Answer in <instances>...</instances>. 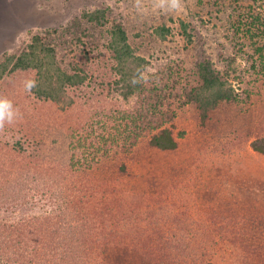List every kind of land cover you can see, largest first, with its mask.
<instances>
[{"label": "rangeland", "instance_id": "374dc122", "mask_svg": "<svg viewBox=\"0 0 264 264\" xmlns=\"http://www.w3.org/2000/svg\"><path fill=\"white\" fill-rule=\"evenodd\" d=\"M192 2L0 0V63L18 55L33 35H39L54 49L61 68L78 66L89 76L83 86L69 91L73 104L63 110L27 92L17 93L20 106L35 113L38 125L59 132L45 137L51 144L45 156L35 149L37 136L24 135V122L0 128V163L7 174L17 169L21 175L11 182L13 190L0 197V237L10 231L14 240L21 226L30 231L20 264H54L57 256L52 254L69 248L85 264H264V216L249 210L252 202L264 200V189L252 187L258 175L253 168L260 166L264 174V158L243 140L249 130L258 131L259 120L264 121V75L249 67L253 56L256 61L261 57L254 54V46L237 39L238 32L234 36L227 32L230 23L243 19L244 8L229 6L216 13L210 2L206 10L194 8ZM98 9L107 11L106 28L124 26L134 54L148 62L140 79L145 84L169 65L180 66L183 77H177L191 80L198 63L208 58L242 99L236 115L224 116L226 132L222 136L210 132L218 126L213 125L218 113L202 125L195 107L186 105L166 127L178 140L176 151L159 152L143 138L131 151L112 147L104 155L102 149L86 154L85 162L74 142L83 138L78 127L94 119L96 107L131 112L139 103L137 96L124 100L105 77V63L110 64L104 47L107 30L83 17ZM181 22L187 24L189 41ZM160 23L167 30L164 39L154 31ZM20 77L14 73L0 79V98L17 90ZM70 133L77 136L71 139ZM32 156L38 161H33L35 157L29 161ZM35 170L53 184V195L41 193L46 192L42 185L35 191L34 180L28 182ZM225 170L231 180L227 185ZM55 179L65 185L61 189L70 214H64L62 206L57 209L61 201Z\"/></svg>", "mask_w": 264, "mask_h": 264}, {"label": "trees", "instance_id": "16d2710c", "mask_svg": "<svg viewBox=\"0 0 264 264\" xmlns=\"http://www.w3.org/2000/svg\"><path fill=\"white\" fill-rule=\"evenodd\" d=\"M207 2L212 3V11L216 13L229 6H234L232 7L234 9H245L246 12L242 16L243 19L240 18L239 22L233 23L234 25L230 23L227 32H230L233 36L235 32H238L240 35L236 37L241 43L247 42L249 45L255 47L254 54H258L261 60L256 61L254 56L252 60L247 58L251 60L249 62L250 71L263 76L264 0H193L191 5L196 9L206 10ZM239 5L242 6L237 7ZM212 11L208 10L206 13L210 14ZM200 12L202 11L198 10L197 13L199 14ZM83 17L88 23L107 30L106 36L109 40L106 41L104 47L110 53V64L105 63L104 69L106 79L111 78V83L109 84L115 86V91L124 100H128L132 96L139 98L137 107L131 112L110 111L109 108L102 107V105L96 107L93 113L94 119L92 117L91 122H88L89 125L86 124L81 128L78 127L80 134L84 132L83 138L74 142L77 148L82 149L83 159L86 154L92 156L100 153L102 149H105L102 151L104 155H109L112 147L122 151H131L138 146V143L143 138H149L148 145L159 152H174L178 149V140L174 136L173 131L166 127L171 124L178 109H182L186 105H193L197 110L202 125H205L206 121L212 120L213 113H218L220 115L219 118L215 117L218 121L216 123L213 122V125L218 126L214 127V129L211 128L210 132H218V135L222 136L226 132L222 123L224 116L227 113L229 116L236 115L243 107L242 102H240L242 100L241 96L235 93V89L230 85L227 77H222L214 69L212 62L208 58L198 63L196 73L191 80L179 78L183 77L179 73L180 66L169 65L162 66L159 69L160 71L155 74L154 79L149 84H145L140 79L148 62L144 58L134 54L128 42L124 26L112 24L110 28H106L108 25L106 9H98L85 13ZM159 19L163 21L165 19L164 15H160ZM151 21L157 22L154 18ZM180 24L184 35L189 41L190 37L186 30L187 24L183 22ZM164 29L161 23L154 29L161 39H164L167 33V30ZM32 72L34 73V77H27V74L30 75ZM14 73H18L21 79L19 80L20 83H18L17 90L15 91L12 88L11 93L6 98L12 102L14 110L18 112L12 122H24V125L21 126L24 127V135L27 138H31L33 134L37 136L38 140H35V149L37 152L40 150L42 155L45 156V151L48 152L51 149V144L45 141V137L57 135L59 132H54L55 130L53 129L56 128L38 125L34 120L35 113H29L27 110H24V106H20V102H22L21 96L18 97L17 93L27 92L32 98L53 103L60 106L63 110L73 104V99L68 94L69 91L83 86L89 76L83 68L78 66L72 67L69 70L61 68L56 60L54 49L50 46H45L39 35H33L30 43L18 55L9 56L4 62L0 63V79L5 74ZM174 77L179 79L172 81ZM257 78L260 79V77ZM27 81L34 82V86L30 90L26 88ZM168 81H172L171 86H168ZM180 81H186L187 84L180 83ZM224 108L227 112L222 115L220 112L221 110L225 111L223 110ZM262 122L264 121L259 120V124ZM259 124L256 127L258 131L249 130L248 134L250 135H245L243 140L246 141L244 145L248 144L256 154L264 158V125ZM8 125H10L9 122L5 121L0 125V128ZM30 133L31 136H27ZM212 135L214 136L215 134ZM70 136L71 139H74L77 135L70 133ZM82 142L84 143L82 144ZM34 157L32 156L29 161ZM7 160L10 161L11 159ZM33 161H38V158L35 157ZM84 161L87 162V159L85 158ZM3 165L4 162L2 161L0 163V197L6 194L7 189L9 191L13 190L11 182L21 178V175L16 173L18 170L13 169L14 164L11 165L13 170L10 171V174L8 173L9 177ZM29 165L27 164V167ZM227 166L228 164L225 163L224 169ZM253 170L258 175L255 176L257 183L252 182V187L257 186L260 189H264V174H261V167L254 166ZM35 171V176H32L28 180V182L34 180V190L39 192L42 185V189L46 192L41 193H52L50 188L53 184L51 182L47 183L46 178L42 180V176L39 175L40 171ZM226 171H224L225 175L223 174V181L227 185L231 180L227 176ZM55 181L57 183L56 188L59 189L56 196L61 201V203H57V209L59 210L62 206L64 207L62 212L70 214L71 209L68 207V202L64 200L66 197L61 189L65 185L56 179ZM154 185L156 184L154 183ZM263 202L264 200L260 199L252 202L249 210L256 215L259 214L258 216H264ZM226 205L223 204L222 206ZM231 205L232 203L229 207ZM244 207L246 206L244 205ZM36 224H38L37 219ZM40 231L42 233V230ZM28 236H30V231L27 230V227L21 226L18 228V235L14 240L11 239L10 231L3 237H0V264H8L9 262L19 263L21 261L20 258L25 253L22 245L26 244ZM40 239L44 240L45 236ZM52 255L54 257L57 256L54 264H85L81 261L83 258L79 257L80 254H74L72 248H69L66 252L63 251L60 254Z\"/></svg>", "mask_w": 264, "mask_h": 264}, {"label": "clouds", "instance_id": "9594fccd", "mask_svg": "<svg viewBox=\"0 0 264 264\" xmlns=\"http://www.w3.org/2000/svg\"><path fill=\"white\" fill-rule=\"evenodd\" d=\"M33 86V81L26 82L27 89L30 90ZM16 115L17 112L14 110L12 102L6 98H0V125L5 121L11 123Z\"/></svg>", "mask_w": 264, "mask_h": 264}]
</instances>
